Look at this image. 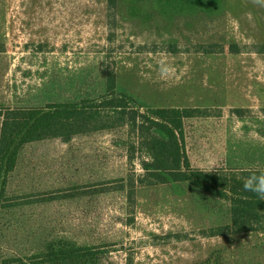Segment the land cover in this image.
<instances>
[{
    "label": "rangeland",
    "instance_id": "obj_1",
    "mask_svg": "<svg viewBox=\"0 0 264 264\" xmlns=\"http://www.w3.org/2000/svg\"><path fill=\"white\" fill-rule=\"evenodd\" d=\"M263 47L264 0H0V113L96 99L114 72L143 108L211 109L185 122L194 168L264 169ZM125 141L120 128L25 146L0 180V264L62 241L102 264H264V231L210 237L230 206L187 184L138 188L131 205L120 187L142 158Z\"/></svg>",
    "mask_w": 264,
    "mask_h": 264
},
{
    "label": "trees",
    "instance_id": "obj_2",
    "mask_svg": "<svg viewBox=\"0 0 264 264\" xmlns=\"http://www.w3.org/2000/svg\"><path fill=\"white\" fill-rule=\"evenodd\" d=\"M115 6L118 0H107ZM217 3L219 0H198ZM216 46H200L195 53L215 54ZM264 54V47L257 51ZM231 54H239L236 45ZM211 109L143 108L137 101L116 92V76L108 75L105 93L96 99L52 103L40 108L6 109L0 113V180L11 174L21 150L28 144L61 139L68 143L77 135L126 129L125 147L128 162L142 158L140 175L129 173L122 184L128 202L134 205L138 188L157 185L187 184L230 206V224L211 229L210 237L240 235L264 231V201L243 189L248 170H202L194 168L187 154L185 122L212 117ZM242 117L243 111L236 110ZM0 185H3L0 183ZM4 185L0 190L3 208ZM97 247L78 246L62 241L50 243L44 251L26 257H14L2 264H102Z\"/></svg>",
    "mask_w": 264,
    "mask_h": 264
},
{
    "label": "clouds",
    "instance_id": "obj_3",
    "mask_svg": "<svg viewBox=\"0 0 264 264\" xmlns=\"http://www.w3.org/2000/svg\"><path fill=\"white\" fill-rule=\"evenodd\" d=\"M257 3L261 0H256ZM243 189L245 192H251L261 201H264V170L252 172L243 178Z\"/></svg>",
    "mask_w": 264,
    "mask_h": 264
}]
</instances>
